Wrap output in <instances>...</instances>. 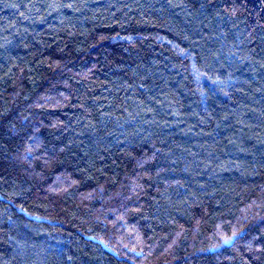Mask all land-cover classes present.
<instances>
[{
  "label": "trees",
  "instance_id": "1",
  "mask_svg": "<svg viewBox=\"0 0 264 264\" xmlns=\"http://www.w3.org/2000/svg\"><path fill=\"white\" fill-rule=\"evenodd\" d=\"M0 264H264V0H0Z\"/></svg>",
  "mask_w": 264,
  "mask_h": 264
}]
</instances>
